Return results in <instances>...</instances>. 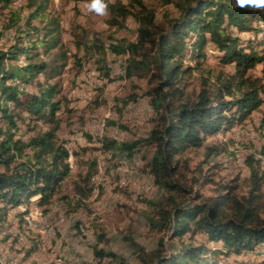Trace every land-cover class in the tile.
Listing matches in <instances>:
<instances>
[{"label": "trees", "instance_id": "1", "mask_svg": "<svg viewBox=\"0 0 264 264\" xmlns=\"http://www.w3.org/2000/svg\"><path fill=\"white\" fill-rule=\"evenodd\" d=\"M13 1L0 0V40L13 35L8 36L11 43L0 48V228L7 225L12 208L34 195L39 198L32 197L27 203L36 199L49 207L57 198L66 215L87 208L97 173V161L92 160L86 171L74 174L69 152L58 135L60 121L55 117L61 99L56 98L61 89L53 80L63 73L68 51L53 0H24L18 10L11 7ZM106 2L109 26L120 29L133 22L136 38L115 39L106 46L87 31L75 32L76 62L80 66L93 61L101 75L113 81L107 52L126 56L124 75L119 78L147 80L145 95L154 125L148 136L132 142L108 136L96 139L90 134L87 138L112 155L113 151L133 155L138 147L144 148V173L162 191L160 198L147 201L157 219L152 226L158 232L167 231L169 239H177L180 245L168 252L162 236L157 249L146 251L125 236L137 249V264H219L218 256L234 255L238 261V256L246 254L259 258L264 253V170L260 162L253 155L247 159L250 187L246 194H239L232 183L220 185L214 196L203 197L192 194L184 182L191 170L189 150L205 146L209 137L250 119L264 105V81L250 74L261 64L264 71V10L238 8L235 0H162L175 4L178 13L159 18L145 0ZM55 49L59 51L50 56ZM208 51L217 52L219 60L234 70L212 73L205 69ZM198 70H208V79L189 94L187 78ZM16 80L27 90L15 84ZM136 100L132 94L123 106ZM42 119L52 126L27 140L17 135L20 121L28 124ZM66 181L72 184V194L62 189ZM15 216L24 220L23 212ZM104 237L100 233L93 247L96 263L108 259L111 264H127L101 246ZM238 263L264 264V258L254 262L249 257Z\"/></svg>", "mask_w": 264, "mask_h": 264}, {"label": "rangeland", "instance_id": "2", "mask_svg": "<svg viewBox=\"0 0 264 264\" xmlns=\"http://www.w3.org/2000/svg\"><path fill=\"white\" fill-rule=\"evenodd\" d=\"M88 2L89 0H53L52 7L60 16L61 37L68 51L66 67L53 82H58L61 89L56 98L61 99V109L55 117L60 121L58 135L61 141L66 143L69 140L74 145L73 173L84 172L92 160L97 161V173L92 178V195L87 200V208L71 215H66L57 198L55 199L54 204L49 207L61 208L55 212L57 221L63 217L57 224L56 237H43L36 231L27 230L24 220L20 221L15 216L16 207L12 208L7 225L0 228V259L5 258L4 264H97L93 247L98 243V235L102 232L105 237L101 246L116 253L127 264H137L138 259L136 247L125 236H131L146 251L157 249L162 236H165L164 243L168 252H174L180 246L177 239H169L167 231L158 232L152 226L157 219L147 201L160 198L162 191L144 173V148L138 147L133 155L120 151H113L112 155V152L106 153L98 149L100 144L88 141L87 134L96 139L108 136L132 142L148 136L154 125L153 111L145 95L147 80L138 77L119 78L124 75L126 56L107 52V66L111 69L113 81L103 77L93 61L83 62L80 66L77 64L74 56L77 49L73 43L75 32L87 31L106 46L115 39L134 40L137 35L133 22L120 29L111 28L107 22L109 12L105 16L90 13L86 8ZM145 2L155 7L159 18L178 13L175 4L166 5L162 0ZM23 3L24 0H14L11 7L18 10ZM2 25L3 19L0 16V29ZM8 36L11 37L12 34L9 33ZM8 36L1 38L0 48L11 43ZM58 51L53 50L50 56ZM217 55V52H207L205 69H210L212 73L234 70L233 66L223 64ZM41 58L45 59L46 56L41 55ZM250 74L264 81L263 65L252 69ZM208 75V70H198L189 76L188 93L198 91ZM132 94L137 95V100L123 106L124 101ZM112 122L118 124H111ZM18 124L17 135L25 140L52 126L45 119L28 124L20 121ZM3 126L5 129V125ZM87 147L91 150L86 152L83 149ZM212 147L218 150L211 151ZM76 152L79 153L78 158ZM186 155L190 157L191 170L184 185L187 189L192 188V194L198 192L203 197L214 196L220 185L232 183L237 185L239 194H246L250 187V168L246 163L248 157L253 155L264 170V105L250 119L236 123L227 132L221 131L209 137L205 146L189 150ZM206 179L207 183L204 182ZM62 189L72 194V184L69 181L65 182ZM32 197L39 198L38 195ZM30 198L26 199L27 202ZM197 237L202 239L201 235ZM211 245L213 248L219 247ZM258 256L259 258L240 255L238 261L234 255L225 258L218 256V259L219 264H240L239 261H247L249 257L254 262L260 261L264 258V253ZM101 264L111 262L106 259Z\"/></svg>", "mask_w": 264, "mask_h": 264}, {"label": "bare ground", "instance_id": "3", "mask_svg": "<svg viewBox=\"0 0 264 264\" xmlns=\"http://www.w3.org/2000/svg\"><path fill=\"white\" fill-rule=\"evenodd\" d=\"M12 34V33H11ZM13 36V35H12ZM11 38V37H10ZM113 58V57H112ZM112 66V65H111ZM81 77V76H80ZM95 77V76H94ZM84 80V79H83ZM82 82V81H81ZM94 82V81H93ZM15 84L20 85L21 89L27 90L26 86L20 82V80H16L14 82ZM78 83V82H77ZM104 118V117H103ZM98 124V123H97ZM104 128V127H103ZM94 131V130H93ZM123 133V132H122ZM79 135V134H78ZM77 135V136H78ZM122 136V135H121ZM2 133L0 131V141L2 140ZM73 137V136H72ZM118 138V137H117ZM80 139V138H79ZM64 142L65 148L69 152V161L70 165L73 168L75 166V151L71 142ZM80 141V140H79ZM82 141V140H81ZM84 141V140H83ZM79 144V143H78ZM84 144V143H83ZM77 147V146H75ZM107 155V154H106ZM107 158V157H106ZM103 164V163H102ZM106 166V165H105ZM77 168V167H76ZM75 168V169H76ZM124 171V170H123ZM45 209V210H44ZM61 208L58 206H52V208L47 207L45 205L39 204L37 201L35 202V210H43V211H36L34 212L33 208V201L31 203L23 202L19 206L15 208V212H23V219H24V225L27 230L29 231H36L40 233L43 237H56L57 235V224L63 220V217L61 216L60 219H56L55 212L56 210L60 211ZM58 212V211H57ZM59 213V212H58ZM62 213V212H61ZM60 213V214H61ZM57 223H56V222ZM40 224V225H39ZM20 227V226H19ZM53 227H55V232H50ZM8 228V227H7ZM17 228V227H16ZM23 229V226H22ZM21 229V230H22ZM3 230V229H2ZM24 230V229H23ZM22 230V231H23ZM24 232V231H23ZM8 233V232H7ZM19 233V232H18ZM31 233V232H30ZM29 233V234H30ZM24 234V233H23ZM22 234V235H23ZM27 236V235H26ZM25 239V238H24ZM58 239V238H57ZM57 244V243H56ZM4 248V247H3ZM5 249V248H4ZM2 251V250H1ZM0 251V252H1ZM5 255V253H4ZM0 257H2L0 255ZM5 259V258H4ZM4 259H0V263L4 264Z\"/></svg>", "mask_w": 264, "mask_h": 264}, {"label": "clouds", "instance_id": "4", "mask_svg": "<svg viewBox=\"0 0 264 264\" xmlns=\"http://www.w3.org/2000/svg\"><path fill=\"white\" fill-rule=\"evenodd\" d=\"M235 6L238 8H247L254 11L264 10V0H235ZM86 8L90 13L99 16L108 14V3L106 0H89Z\"/></svg>", "mask_w": 264, "mask_h": 264}, {"label": "built area", "instance_id": "5", "mask_svg": "<svg viewBox=\"0 0 264 264\" xmlns=\"http://www.w3.org/2000/svg\"><path fill=\"white\" fill-rule=\"evenodd\" d=\"M35 202L36 199H33V208H34V212L36 213V211H43V210H35ZM45 210V209H44ZM40 225V224H39ZM50 232H55V227H53V229Z\"/></svg>", "mask_w": 264, "mask_h": 264}]
</instances>
